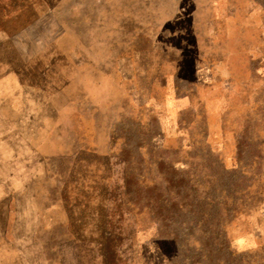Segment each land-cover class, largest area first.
<instances>
[{"label": "rangeland", "instance_id": "obj_1", "mask_svg": "<svg viewBox=\"0 0 264 264\" xmlns=\"http://www.w3.org/2000/svg\"><path fill=\"white\" fill-rule=\"evenodd\" d=\"M174 174L213 254L158 232ZM201 255L264 264V0H0V264Z\"/></svg>", "mask_w": 264, "mask_h": 264}, {"label": "trees", "instance_id": "obj_2", "mask_svg": "<svg viewBox=\"0 0 264 264\" xmlns=\"http://www.w3.org/2000/svg\"><path fill=\"white\" fill-rule=\"evenodd\" d=\"M183 183L184 179L176 178L175 174L170 177H165V185L169 194H172V188L177 189V192L174 194V197L170 200V202L173 201V203L170 206L171 208L168 207L166 214H164L166 208L164 205L165 203L169 202L167 200H161V195L155 200V206H158L157 210H159L158 215L162 218L161 220L157 219L158 232L161 237H167L169 239L171 238L175 243H177L180 251H182L185 246L189 245V242L191 240H194L197 242L199 241L200 253L207 251L208 246L212 245V247H210L208 251L210 254H213L215 245L219 244L218 242H216L219 239V233L217 232V229L222 225L221 223H219V221H217L215 224L214 220L212 219V215H206L201 211H197L194 215L189 212H187V214H184V212L186 211V204L184 203V201H182V205L180 206V200H182V197L180 196L182 194ZM154 189L156 188L154 187ZM179 206L181 207V210H178L179 213L177 211V213L171 211V209H179ZM118 212L121 211L119 210ZM123 218L124 217L122 216L121 219L123 220ZM166 220L169 223L168 227L167 222H165ZM213 224H215V227H211L213 226ZM164 228L165 230L167 229V231H164ZM195 228H199V232H195ZM122 236V233L117 230L109 231V234H107L106 236V241L108 242V246L110 248L108 251L109 254L112 255L113 260L117 259L114 247L118 246ZM223 238L224 241H226V237L224 236ZM219 247H221V245ZM189 261L193 262L192 264H204L202 255L197 256L194 259H189Z\"/></svg>", "mask_w": 264, "mask_h": 264}]
</instances>
